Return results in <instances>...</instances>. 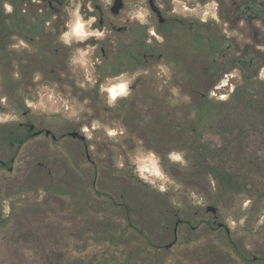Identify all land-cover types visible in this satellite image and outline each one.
<instances>
[{
  "label": "rangeland",
  "instance_id": "rangeland-1",
  "mask_svg": "<svg viewBox=\"0 0 264 264\" xmlns=\"http://www.w3.org/2000/svg\"><path fill=\"white\" fill-rule=\"evenodd\" d=\"M68 3L69 20L63 15L60 24L67 21L70 29ZM181 4L171 1L176 9ZM202 18L208 26L201 33L224 36L232 47V62L215 64L225 73L215 86L183 71L190 65L199 72L206 64L191 57L188 43H175L155 63H127L113 51L95 64V45L86 38L93 35L103 45L102 36L78 16L71 55L70 34L64 33L59 63L36 65L42 75L6 63L3 71L18 85L14 96L0 68V159L17 155L16 163L24 162L22 183L34 185L0 192V264H264V17L236 23L214 13ZM189 35L177 40L189 42ZM24 48L16 47V56ZM68 52L71 60L60 63ZM243 52L252 56L246 76L237 68ZM118 83L125 92L112 99L108 89ZM200 95L208 103L203 110H197ZM22 111L36 128L64 138L42 135L10 146L4 135L14 126L5 124L22 120ZM192 126L194 138L186 135ZM72 131L85 142L70 138ZM196 140L204 143L209 164L223 163L227 181L209 174L208 163L188 159ZM37 162L53 166L57 176H40ZM8 179L0 177V184ZM209 205L216 207L215 218L205 211ZM176 219L183 222L177 240L164 249Z\"/></svg>",
  "mask_w": 264,
  "mask_h": 264
},
{
  "label": "flooded vegetation",
  "instance_id": "flooded-vegetation-1",
  "mask_svg": "<svg viewBox=\"0 0 264 264\" xmlns=\"http://www.w3.org/2000/svg\"><path fill=\"white\" fill-rule=\"evenodd\" d=\"M1 8L5 15V51L8 64L18 63L25 65L31 70L39 74H43L42 70L36 69L34 65H48L59 63L58 46L59 37L64 33L70 34V42L68 46L71 49L74 46L72 35V23L74 17L78 16L84 22L90 31L100 33L102 36V44L98 45L93 35H89L87 40L94 43L93 58L95 64L107 62L112 52L118 51L121 57L127 63L138 64L139 59H145L143 62L155 63L166 57V49L172 47L175 43L186 45H194V38L197 37L202 27L208 26V20L202 18L205 13L211 16L213 13L216 17L227 22L236 23L239 20L247 19L253 21L256 18L263 19L264 3L262 0H173L181 2L179 9L171 5L172 0H70V29L67 21L64 25L60 24L63 15L68 19L64 9L69 5L68 0H0ZM259 7V14L256 15L251 8ZM186 7V8H185ZM188 7V8H187ZM203 7H207L208 11H203ZM188 9L191 13L184 14L182 9ZM214 11V12H213ZM69 20V19H68ZM189 32V42H180L177 39L183 37L185 32ZM212 37V36H211ZM211 45L223 46L221 52L207 50L201 61L210 64L228 63L229 58L227 52L232 48L226 44L224 36L212 37ZM25 47L28 50H20V56H16L15 48ZM68 47V48H69ZM100 47V52L98 48ZM67 48V49H68ZM68 53L63 54L60 63H68ZM242 57H247L252 62L250 52H243ZM242 57L237 59V68L244 76L242 68ZM219 69L207 73H195V79H217L225 74ZM24 76L28 75L23 73ZM22 77V76H21ZM183 78L185 75L183 74ZM136 80L133 85H135ZM132 85V84H130ZM129 85V86H130ZM133 88V90H134ZM130 90V91H133ZM108 92V91H107ZM16 106V103H14ZM27 111L21 112L22 120L8 122L7 127L12 130H6L7 134L14 135L13 142H9L8 138L4 140L9 142L10 146H19L28 138H36L44 136L52 139V132L45 136L48 129L36 128L34 124L25 120ZM7 127L5 129H7ZM23 129L22 132L19 130ZM37 132H40L37 134ZM60 141L64 136H59ZM0 138H2L0 136ZM19 142H21L19 144ZM13 155L8 159H0V172H7V175L0 177L9 178L6 184H0V192L3 191H22L34 185H25L22 183L21 174L24 171V162L18 160ZM18 165V171L14 166ZM42 164V165H40ZM38 174L47 178L57 176L56 169L45 162H37ZM14 174L11 177V174ZM16 174V175H15ZM36 174L35 176H38ZM39 176V177H40ZM13 178L11 181L10 179ZM37 186V185H36ZM52 185H38L39 190H45ZM183 222L177 220L172 230L173 240L177 230ZM220 228V227H218ZM176 230V232L174 231ZM177 240V239H176ZM176 242V241H175Z\"/></svg>",
  "mask_w": 264,
  "mask_h": 264
},
{
  "label": "trees",
  "instance_id": "trees-1",
  "mask_svg": "<svg viewBox=\"0 0 264 264\" xmlns=\"http://www.w3.org/2000/svg\"><path fill=\"white\" fill-rule=\"evenodd\" d=\"M1 2V1H0ZM254 13L256 15L259 14V7L256 6L254 8H251ZM195 41V44L194 45H189V50L192 51L191 53V57L193 59H198V61H201L199 59H201L202 57H204V53L207 51V50H213L215 52H221V50H223V46H220V45H215V46H212L211 45V41H213L214 39L211 37V36H207L205 35L204 33H201V29L199 31V33L197 34V37L193 39ZM5 15H4V12L1 8V5H0V68L1 70L3 71V69L6 67V63H7V60H6V51H5ZM203 63H206L204 60L202 61ZM232 62L231 59H228V63ZM8 64V63H7ZM250 62L249 60L248 61H245L244 63H242V68L244 69V76L245 75V71L247 70V68L250 66ZM41 66H44V65H41ZM30 67H33L30 65ZM34 67H36V65H34ZM216 66L213 65V64H210L209 62H207L205 64V66H203L202 68H200V70H198L199 72H194L195 69L192 68L190 65H187V67L183 68V71L186 69V73H188L189 76H192L194 75L195 73H207L208 71L211 72V71H215L216 70ZM29 72H27L28 74ZM205 75V74H204ZM2 78H3V83H6L7 84V88L9 89V91L11 93H14L12 96H14L16 93V89L18 87L17 84H14V82H12V80H10V77H9V74L5 73L4 71L2 72ZM6 79V80H5ZM246 79V78H244ZM206 80H209V79H206ZM219 82V78L217 79H213L211 81V85H216L217 83ZM196 83V85H195ZM193 85H195L197 87V89H200L202 88L201 87V83L199 82H193ZM200 102H199V106H197V110H203V107L205 104H208L206 102V97L203 96V95H200ZM120 104V108L124 111H127L128 110V107L125 106V101L124 100H120L118 101ZM15 103V102H14ZM186 135L190 138H194L195 137V133L197 132V129L194 128L193 126L192 127H187V131H186ZM5 138H8V141L9 142H13V138H14V135H10V134H6L4 135ZM21 142H19L20 144ZM193 145L191 147H189L187 150H188V153L189 152H193V155L192 156H188V159H195V161L198 163L202 162V163H208L207 159L208 158V152L205 148V145L204 143L201 141V140H196L192 143ZM208 167L211 168V171L209 172L212 173L213 177L214 176H217L220 178V180L223 182L227 181V178H228V174L226 172V170L224 169V166H223V163H220V164H217V165H211L208 163ZM123 209L125 211V216L127 218H129V213H130V209L127 207V206H123ZM177 220H180V219H176L175 222ZM182 221V220H181ZM174 222V223H175ZM128 226L131 227V222L128 221ZM139 233H141L139 231ZM232 244V243H231ZM232 249L234 251L235 254H238L239 253V247L236 245V244H232ZM239 255V254H238Z\"/></svg>",
  "mask_w": 264,
  "mask_h": 264
},
{
  "label": "water",
  "instance_id": "water-1",
  "mask_svg": "<svg viewBox=\"0 0 264 264\" xmlns=\"http://www.w3.org/2000/svg\"><path fill=\"white\" fill-rule=\"evenodd\" d=\"M49 2H51V0H48ZM133 88H134V85L132 84V85H130V86H128V89L129 90H133ZM38 133H40V132H37V134ZM49 133H50V131L49 130H46L45 131V136H48L49 135ZM68 136L70 137V138H72V139H77V140H79V141H81V142H85V140H86V137L84 136V135H82L81 133H79L78 131H72V132H70V133H68ZM60 139V137L59 136H52V140L53 141H58ZM40 165H42V164H40ZM205 211H206V213H211L212 214V216L215 218L216 217V207H214V206H207L206 207V209H205ZM212 224L213 225H216L217 227H220V228H225V230H226V232H228V229L222 224V223H217L215 220L212 222ZM175 232H176V230H174ZM176 236H175V238H174V240L172 241V242H170V243H168V244H166L165 246H164V249H169V248H171L172 247V245L175 243V241H176Z\"/></svg>",
  "mask_w": 264,
  "mask_h": 264
},
{
  "label": "bare ground",
  "instance_id": "bare-ground-1",
  "mask_svg": "<svg viewBox=\"0 0 264 264\" xmlns=\"http://www.w3.org/2000/svg\"><path fill=\"white\" fill-rule=\"evenodd\" d=\"M125 85L122 83L115 84L111 86L108 91L110 92V97L112 99L117 98L121 93H124L125 91ZM124 91V92H123Z\"/></svg>",
  "mask_w": 264,
  "mask_h": 264
}]
</instances>
